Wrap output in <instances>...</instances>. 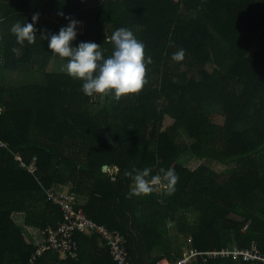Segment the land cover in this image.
I'll return each mask as SVG.
<instances>
[{"label":"trees","instance_id":"trees-1","mask_svg":"<svg viewBox=\"0 0 264 264\" xmlns=\"http://www.w3.org/2000/svg\"><path fill=\"white\" fill-rule=\"evenodd\" d=\"M35 14V43L18 44L11 27L33 23ZM66 17L84 25L71 46L95 42L105 58L113 50L106 35L131 30L154 61L142 91L118 102L114 94L88 97L82 81L50 72L52 62L67 60L40 37L58 34ZM181 48L185 59L174 62ZM8 71L30 84L6 85ZM167 117L174 123L164 129ZM181 134L191 143H178ZM0 141L8 144L0 146V264H31L38 248L13 215L25 211L27 226H55L60 209L45 189L69 184L86 199L88 218L125 237L132 264L181 257L189 239L198 252L255 242L264 253V0H0ZM18 156L27 166L37 159L38 171ZM145 167L153 175L173 169L174 192L128 198L125 171ZM172 227L173 237L159 231ZM75 239L77 259L45 254L35 264H115L97 235ZM192 264L252 263L198 255Z\"/></svg>","mask_w":264,"mask_h":264},{"label":"clouds","instance_id":"clouds-1","mask_svg":"<svg viewBox=\"0 0 264 264\" xmlns=\"http://www.w3.org/2000/svg\"><path fill=\"white\" fill-rule=\"evenodd\" d=\"M63 16V12L58 13ZM69 23L62 27L58 34H49L47 30L41 35V40H48V47L53 56L66 59L64 70L74 78L82 81V92L88 97L99 95L101 97L114 94L118 102L122 97L138 94L148 83V65L153 64L152 57L145 56V45L139 41L133 32L127 28H119L110 36L106 35L105 42L113 45L111 54L105 58L102 47L95 42H81L78 47L71 43L77 37L79 21L66 17ZM33 23L16 22L11 27V33L20 45L34 44L37 36L34 24L39 20V14L32 17ZM169 46H174L170 44ZM17 49H13L16 52ZM185 50L179 49L173 53L174 62L185 59ZM133 172L125 171V176L131 177L133 186L128 198L140 197L151 194L157 187L167 189V194L174 192L179 176L171 168H160L153 175L152 169H136Z\"/></svg>","mask_w":264,"mask_h":264},{"label":"built area","instance_id":"built-area-1","mask_svg":"<svg viewBox=\"0 0 264 264\" xmlns=\"http://www.w3.org/2000/svg\"><path fill=\"white\" fill-rule=\"evenodd\" d=\"M79 25H82V23ZM7 145V143L0 141L1 147H7ZM17 158L21 162V166L27 167L31 173L35 174L38 171L37 159H35L31 166H27L21 161L20 156ZM45 192L47 193V200L60 209L61 220L55 227L49 226L45 230H42L45 236V243L37 249L31 260V264H35V261L45 254H54L61 259H77L79 256V244L75 239L77 234H95L99 236L107 246L109 255L115 264H132L126 249L125 237L119 231L109 230L107 227L88 218L80 207L79 197L75 193L71 190L60 191L56 189H47ZM198 255L226 257L233 260L264 264V253L257 247L255 242L249 248L235 246L211 252H198L195 249H189L181 258L175 261L164 257L155 264H192Z\"/></svg>","mask_w":264,"mask_h":264},{"label":"crops","instance_id":"crops-1","mask_svg":"<svg viewBox=\"0 0 264 264\" xmlns=\"http://www.w3.org/2000/svg\"><path fill=\"white\" fill-rule=\"evenodd\" d=\"M2 80L4 81V83L6 85L9 86H19V85H23L24 83L30 84L31 79L29 80L27 77H24V75L21 74H17L14 73L12 71H8L5 72L4 76L2 77ZM21 165V163H20ZM116 170V168H114L113 170H110L108 167V170L105 173H114ZM109 173V174H110ZM64 188H68V187H64ZM47 190V189H45ZM46 197H47V193H46ZM79 200H80V207L82 208V205L85 203L86 199L83 198L82 196H78ZM48 201V200H47ZM50 202V201H48ZM51 203V202H50ZM53 205V204H52ZM83 209V208H82ZM84 211V210H83ZM61 213V211H60ZM86 215V214H85ZM87 216V215H86ZM25 218H27V213H25V211H19V213H15L13 215V220L15 221V223L22 229L23 234L25 239H27L28 243H33L37 248H39L41 245H43L45 243V236L42 233L43 229L40 228H35V227H31V226H27L25 225ZM58 223V222H57ZM57 225V224H56ZM55 225V226H56ZM53 226V227H55ZM116 231V230H115ZM160 233L162 235H164L165 237H173L174 235L177 234V231L175 228H160L159 229ZM99 237V236H98ZM100 238V237H99ZM190 240V239H189ZM185 241L182 244V256L184 254V252H186L189 249H193L190 247V243L191 241ZM102 241V240H101ZM101 243H104L103 241ZM237 246V245H236ZM235 247V246H234ZM127 249V248H126ZM173 250V248H171V251ZM224 250V249H223ZM216 251V250H215ZM219 251V250H218ZM211 252V251H210ZM173 255H174V250H173ZM181 256V257H182ZM44 257V256H43ZM180 256L178 258H174L173 261H175L176 259L181 258ZM169 258V257H168ZM61 259V258H60ZM171 259V258H169ZM231 259V258H229ZM172 260V259H171ZM232 260V259H231ZM234 261V260H233ZM238 261V260H235ZM252 264H258L255 262H251Z\"/></svg>","mask_w":264,"mask_h":264},{"label":"rangeland","instance_id":"rangeland-1","mask_svg":"<svg viewBox=\"0 0 264 264\" xmlns=\"http://www.w3.org/2000/svg\"><path fill=\"white\" fill-rule=\"evenodd\" d=\"M84 29V25H78L76 31L77 32H82V30ZM67 62L61 61L60 63H54L52 62L51 65L49 66L48 70L50 72H66L64 70L65 65ZM215 121L216 123H218L219 125H223L225 122V115L223 113V111L220 108L216 109V117H215ZM172 123H174V121H172V119L170 117H167L164 121V129L168 128ZM178 143L181 144H190L191 142L185 137V135L181 134L180 137L178 138ZM205 164L210 165L211 167H213L214 169H216L217 171L223 173L228 170V168H226L225 166H223L219 161H217L216 158H207L203 161ZM195 167V166H194ZM64 187H68V188H64ZM52 189H56V190H60V191H67V190H71L72 191V186L69 185H62V186H58V187H53ZM156 189H160L159 187H157ZM73 192V191H72ZM74 193V192H73ZM76 194V193H75ZM77 195V194H76ZM78 196V195H77ZM236 218L240 219L244 216V211L240 208L237 209L236 214H235ZM185 253V252H184ZM173 261V260H172Z\"/></svg>","mask_w":264,"mask_h":264},{"label":"water","instance_id":"water-1","mask_svg":"<svg viewBox=\"0 0 264 264\" xmlns=\"http://www.w3.org/2000/svg\"><path fill=\"white\" fill-rule=\"evenodd\" d=\"M107 170H108V166H104V167H103V171L106 172Z\"/></svg>","mask_w":264,"mask_h":264}]
</instances>
